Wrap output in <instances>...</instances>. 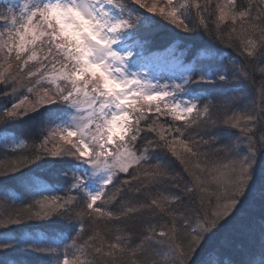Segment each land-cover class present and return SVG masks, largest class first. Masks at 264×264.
Wrapping results in <instances>:
<instances>
[{
  "label": "snow or ice",
  "instance_id": "1",
  "mask_svg": "<svg viewBox=\"0 0 264 264\" xmlns=\"http://www.w3.org/2000/svg\"><path fill=\"white\" fill-rule=\"evenodd\" d=\"M0 264H264V0H0Z\"/></svg>",
  "mask_w": 264,
  "mask_h": 264
},
{
  "label": "trees",
  "instance_id": "2",
  "mask_svg": "<svg viewBox=\"0 0 264 264\" xmlns=\"http://www.w3.org/2000/svg\"><path fill=\"white\" fill-rule=\"evenodd\" d=\"M157 38L159 40H164V39H166V35L162 31H158L157 32Z\"/></svg>",
  "mask_w": 264,
  "mask_h": 264
}]
</instances>
